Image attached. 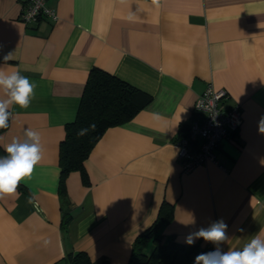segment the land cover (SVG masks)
<instances>
[{"label": "crops", "instance_id": "1", "mask_svg": "<svg viewBox=\"0 0 264 264\" xmlns=\"http://www.w3.org/2000/svg\"><path fill=\"white\" fill-rule=\"evenodd\" d=\"M46 4L56 20L24 24L19 0H0V70L18 71L37 85L28 108H10L0 157L14 138L26 139V128L41 135L44 149L18 194L0 198V264H63L69 251H85L93 264H128L135 238L164 201L173 206V219L160 232L179 242L221 218L229 235L223 251L242 248L264 229V0ZM92 67L151 100L96 141L84 161L88 184L79 171L68 174L62 206L59 143ZM208 83L226 88V104H240L243 121L222 139L215 161L184 173L176 141ZM62 208L70 216L65 228Z\"/></svg>", "mask_w": 264, "mask_h": 264}, {"label": "trees", "instance_id": "2", "mask_svg": "<svg viewBox=\"0 0 264 264\" xmlns=\"http://www.w3.org/2000/svg\"><path fill=\"white\" fill-rule=\"evenodd\" d=\"M150 100L149 94L114 74L98 67L90 69L76 116L73 121L66 123L64 138L59 143L58 192L62 206L68 203L65 187L68 174L79 171L83 183L88 184L84 161L96 141L107 128L129 121ZM93 123L96 125L94 131L89 130L84 136L77 135L81 128H89ZM3 130L0 129V132ZM62 210V225L65 228L70 216L65 208ZM172 219L173 206L162 202L153 224L135 238L128 264H194L198 254L212 251V243L202 245L199 239L190 246L177 241L174 234H162L161 228ZM63 259V264H93L85 251H69Z\"/></svg>", "mask_w": 264, "mask_h": 264}, {"label": "clouds", "instance_id": "3", "mask_svg": "<svg viewBox=\"0 0 264 264\" xmlns=\"http://www.w3.org/2000/svg\"><path fill=\"white\" fill-rule=\"evenodd\" d=\"M158 3V0H153ZM12 59L9 53L3 57L4 63ZM37 85L28 77L21 75L18 71L5 72L0 70V91L5 99H0V129L9 126L13 105L26 109L30 106L35 96ZM264 124V120L261 122ZM93 123L89 128H81L78 136L86 135L89 130H95ZM264 132V127H261ZM24 141L14 138L5 147V155L0 157V198L17 195V189L21 181L30 178L35 167L42 161L44 149L41 144V135L30 128L24 130ZM31 203V199L29 200ZM195 224V220L191 221ZM238 231H243L242 228ZM197 239L212 243L215 249L200 253L195 257L194 264H264V229L253 235L240 249L229 247L223 251L220 245L229 241L228 224L223 218L211 223L208 227H200L185 237V243L193 245ZM45 244L48 241L44 242Z\"/></svg>", "mask_w": 264, "mask_h": 264}, {"label": "built area", "instance_id": "4", "mask_svg": "<svg viewBox=\"0 0 264 264\" xmlns=\"http://www.w3.org/2000/svg\"><path fill=\"white\" fill-rule=\"evenodd\" d=\"M19 19L24 24L35 23L43 17L56 20L54 9L46 0H19ZM229 93L224 87L208 83L194 104V116L186 132L176 141L177 158L184 173L208 161H215V150L223 138L236 133L243 121L240 104H226Z\"/></svg>", "mask_w": 264, "mask_h": 264}]
</instances>
